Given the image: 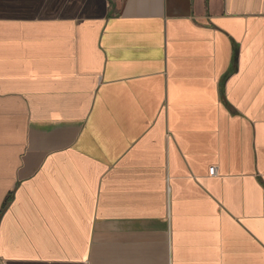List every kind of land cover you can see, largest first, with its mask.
Masks as SVG:
<instances>
[{
    "label": "crops",
    "instance_id": "obj_1",
    "mask_svg": "<svg viewBox=\"0 0 264 264\" xmlns=\"http://www.w3.org/2000/svg\"><path fill=\"white\" fill-rule=\"evenodd\" d=\"M0 264H264V0H0Z\"/></svg>",
    "mask_w": 264,
    "mask_h": 264
},
{
    "label": "built area",
    "instance_id": "obj_2",
    "mask_svg": "<svg viewBox=\"0 0 264 264\" xmlns=\"http://www.w3.org/2000/svg\"><path fill=\"white\" fill-rule=\"evenodd\" d=\"M210 175H211V176H216V175H217V170H216V168H211V170H210Z\"/></svg>",
    "mask_w": 264,
    "mask_h": 264
}]
</instances>
